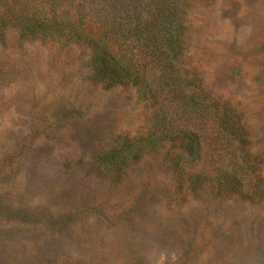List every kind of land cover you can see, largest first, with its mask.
Wrapping results in <instances>:
<instances>
[{
  "label": "rangeland",
  "instance_id": "1",
  "mask_svg": "<svg viewBox=\"0 0 264 264\" xmlns=\"http://www.w3.org/2000/svg\"><path fill=\"white\" fill-rule=\"evenodd\" d=\"M185 22L186 69L244 133L239 146L202 131L197 170L249 164L255 198L180 193L160 155L121 182L100 179L93 159L118 137L145 135L148 107L96 83L81 48L10 32L0 46V264H264V0H191Z\"/></svg>",
  "mask_w": 264,
  "mask_h": 264
},
{
  "label": "trees",
  "instance_id": "2",
  "mask_svg": "<svg viewBox=\"0 0 264 264\" xmlns=\"http://www.w3.org/2000/svg\"><path fill=\"white\" fill-rule=\"evenodd\" d=\"M190 1L0 0V46L13 32L21 43L79 47L96 83L130 89L148 107L145 135L118 137L95 156L100 179L121 182L132 166L160 155L180 193L210 189L253 199L256 192L245 189L253 166L215 161L197 170L202 131L239 146L244 133L238 119L209 98L197 71L185 67Z\"/></svg>",
  "mask_w": 264,
  "mask_h": 264
}]
</instances>
